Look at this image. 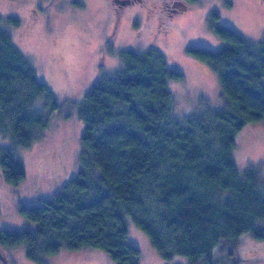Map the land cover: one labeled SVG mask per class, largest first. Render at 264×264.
<instances>
[{"label": "trees", "instance_id": "trees-1", "mask_svg": "<svg viewBox=\"0 0 264 264\" xmlns=\"http://www.w3.org/2000/svg\"><path fill=\"white\" fill-rule=\"evenodd\" d=\"M217 17L211 13L210 26L226 44L188 52L217 73L223 105L198 104L175 118L167 82L183 74L154 46L121 50V70L94 82L77 104L84 127L76 176L41 203L20 205V214L36 223L34 231L1 229L0 243H23L36 261L61 248L89 247L115 264H139L128 215L164 259L208 260L218 244L244 237L264 242V183L255 168L241 174L233 157L235 135L264 119V36L245 39L216 24ZM1 21L0 107L14 142L28 147L49 125L50 113L36 109L35 101L43 98L49 111L57 103ZM7 21L19 22L13 16ZM0 165L7 183L24 179L12 147L0 148Z\"/></svg>", "mask_w": 264, "mask_h": 264}, {"label": "rangeland", "instance_id": "rangeland-1", "mask_svg": "<svg viewBox=\"0 0 264 264\" xmlns=\"http://www.w3.org/2000/svg\"><path fill=\"white\" fill-rule=\"evenodd\" d=\"M213 12L218 13L216 24L245 39L259 41L264 36V0H134L123 5L112 0H0L1 26L57 103L49 111L43 98L35 101L36 109L50 113L49 125L28 147L14 142L11 120L0 107V148L12 147L25 167L24 179L11 184L0 165V230L34 231L36 223L20 214V205L41 203L76 176L84 127L77 104L94 82L121 70V50L154 46L183 74L181 80L167 82L175 118L182 120L198 104L212 110L223 105L217 73L188 52L226 44L211 29ZM12 16L18 24L7 21ZM235 136L233 157L239 172L255 168L264 183V119L246 124ZM126 227L129 241L140 249L139 264H264V242L258 240L244 237L235 245L218 244L208 260L191 262L186 256L160 257L129 215ZM25 249L23 243H0V264H115L98 248L65 247L41 261L29 259Z\"/></svg>", "mask_w": 264, "mask_h": 264}]
</instances>
